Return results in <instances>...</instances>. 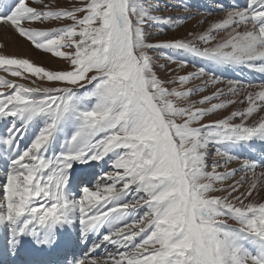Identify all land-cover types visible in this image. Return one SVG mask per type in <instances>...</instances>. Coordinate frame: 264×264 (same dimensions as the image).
Instances as JSON below:
<instances>
[{
  "label": "snow or ice",
  "instance_id": "snow-or-ice-1",
  "mask_svg": "<svg viewBox=\"0 0 264 264\" xmlns=\"http://www.w3.org/2000/svg\"><path fill=\"white\" fill-rule=\"evenodd\" d=\"M200 9L0 0L7 255L26 237L52 246L58 229L70 249L78 228L86 249L65 264H264V0Z\"/></svg>",
  "mask_w": 264,
  "mask_h": 264
},
{
  "label": "rangeland",
  "instance_id": "rangeland-1",
  "mask_svg": "<svg viewBox=\"0 0 264 264\" xmlns=\"http://www.w3.org/2000/svg\"><path fill=\"white\" fill-rule=\"evenodd\" d=\"M62 2V0H61ZM172 2H178V0H172ZM190 3L194 4V5H197L199 7H201V11H204V12H207L208 10H211L215 7V4H216V0H189ZM225 3H230L231 0H224ZM195 10V9H194ZM170 11H173V12H178L179 9H171ZM214 15H221V13L219 12H214ZM195 23V20H190V21H187L186 22V26H191V25H194ZM2 28H0V37H4L7 39V37H10V35H6L5 32L3 31L2 32ZM181 32L184 31V28L182 27L180 29ZM20 42L22 45H19ZM8 52H15V53H18V54H28L32 57V59H34L37 63H44L46 66H60V62L59 61H54L52 60L50 57L48 56H45V55H42V54H39V53H36V52H33V51H30L29 47L21 42V41H11L9 40L8 41V47L6 49ZM228 70H231V69H227V73H223L224 75L228 76L229 78H237L235 77L236 75V72H234V74H230V72ZM246 72V71H244ZM242 74V72L240 73ZM163 75V73H162ZM5 122V121H4ZM5 124H7L5 122ZM5 126V125H4ZM31 135V133H30ZM235 151L241 153L240 149L237 148L235 149ZM3 161L0 160V164H2ZM108 165V164H107ZM100 171L102 170H106L104 169L105 168V165L102 164L100 167ZM78 229V228H77ZM79 230V229H78ZM103 256V255H101Z\"/></svg>",
  "mask_w": 264,
  "mask_h": 264
},
{
  "label": "bare ground",
  "instance_id": "bare-ground-1",
  "mask_svg": "<svg viewBox=\"0 0 264 264\" xmlns=\"http://www.w3.org/2000/svg\"><path fill=\"white\" fill-rule=\"evenodd\" d=\"M3 31H4V30H2V32H3ZM8 34L11 35L10 33H7V35H8ZM18 43H19V45H22L20 42H18ZM228 71L230 72V74H234V72H235V71H233V70H228ZM223 73H227V71L224 70ZM246 74H247L248 76H251V77H252L253 75H255L257 78H259V74H255V73L250 74V73H248L247 71H246V72L243 71L242 74H240V78H242V77L247 78V77H246ZM235 77H237V74L235 75ZM5 122H6V121H5ZM5 122H4V121H0V134H3L4 129H5L6 126H7V124H5ZM6 123H7V122H6ZM4 125H5V126H4ZM30 133H31V131L25 134L26 139H25V140H22V141L20 142L21 147L25 146L26 143L29 142V141H28V137L30 136ZM253 147L256 149L255 155H256L257 157L260 155V151H264V146H260L259 144L253 145ZM239 149H240L241 153L252 154V153H251V150H250L249 148H247V147H240ZM95 162H96V161H95ZM75 166H76V165H74V167H75ZM77 194H78V193H77ZM5 230H6V229H5Z\"/></svg>",
  "mask_w": 264,
  "mask_h": 264
}]
</instances>
